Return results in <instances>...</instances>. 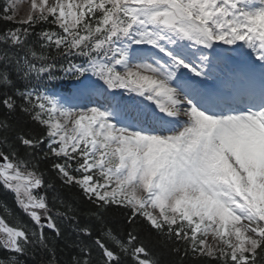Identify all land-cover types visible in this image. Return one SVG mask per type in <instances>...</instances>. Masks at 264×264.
I'll return each instance as SVG.
<instances>
[{"label": "snow or ice", "instance_id": "6c2138e0", "mask_svg": "<svg viewBox=\"0 0 264 264\" xmlns=\"http://www.w3.org/2000/svg\"><path fill=\"white\" fill-rule=\"evenodd\" d=\"M0 21V188L28 219L0 215V264H56L61 223L68 264H264V0H31Z\"/></svg>", "mask_w": 264, "mask_h": 264}, {"label": "trees", "instance_id": "16d2710c", "mask_svg": "<svg viewBox=\"0 0 264 264\" xmlns=\"http://www.w3.org/2000/svg\"><path fill=\"white\" fill-rule=\"evenodd\" d=\"M6 2L9 5L15 6L17 2L15 0H0V8H3L6 4ZM30 10V6H27L26 8L22 9L20 14L15 9V19L18 21L24 17H26L27 13ZM6 25L3 21H0V28H4ZM10 26V25H9ZM21 127L24 128L25 131H33L34 133H39L41 130L34 124H32L30 121H22ZM41 170H44L46 173L49 172L50 165L46 162H42L40 164ZM54 177V173H50L46 176V178L52 179ZM53 182L56 184L58 192L57 195L60 196L61 199L67 200L71 203H74L76 205L83 206L82 204V194L78 188H68V187H60L59 181L54 180ZM50 201L52 200V195L50 193L49 196ZM5 205L7 206L8 210L7 212L4 211ZM57 206H59V201H57ZM15 212L16 219L17 220H23L25 222H28L27 217L23 216L22 213H20L19 209L15 207V204L13 202V196L11 193L5 192L2 188H0V215H3L7 222L11 223V216L12 213ZM109 222L110 225L113 227H120V222L123 220V216L121 215V210L116 209L113 212L109 214ZM59 223V221H58ZM61 231L63 232V237L61 238H55L54 233L51 231L46 230V235L49 238H53L55 240V258H56V264H68L70 256L73 254L70 251V248L66 247V242H69L70 239L74 238V234L72 233L71 226L61 223L60 224ZM154 251L157 249H153ZM38 259L41 262V264H47L48 261V254L46 253H39ZM166 260H172L175 259V257H167L165 256ZM28 264H33L32 258H29Z\"/></svg>", "mask_w": 264, "mask_h": 264}, {"label": "rangeland", "instance_id": "374dc122", "mask_svg": "<svg viewBox=\"0 0 264 264\" xmlns=\"http://www.w3.org/2000/svg\"><path fill=\"white\" fill-rule=\"evenodd\" d=\"M31 0H20V6L26 8Z\"/></svg>", "mask_w": 264, "mask_h": 264}]
</instances>
